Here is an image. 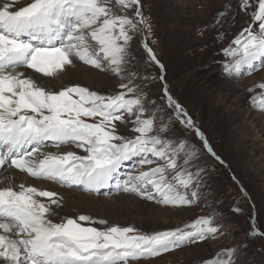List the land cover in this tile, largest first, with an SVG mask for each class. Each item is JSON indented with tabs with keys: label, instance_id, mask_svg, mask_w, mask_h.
Here are the masks:
<instances>
[{
	"label": "snow or ice",
	"instance_id": "1",
	"mask_svg": "<svg viewBox=\"0 0 264 264\" xmlns=\"http://www.w3.org/2000/svg\"><path fill=\"white\" fill-rule=\"evenodd\" d=\"M11 7L7 2L0 5V166L96 192L116 180L118 189L164 206L194 203L203 171L189 169L198 158L195 146L170 137L169 125L157 118L162 109L151 107L155 102L146 99L134 83L136 74L127 71L131 33L151 32L141 0H31L19 10ZM239 7L250 14L251 23L223 50L230 58L223 69L228 75L264 67V0H239ZM144 49L150 61L159 63L147 43ZM74 59L127 80L119 85L123 91L102 95L77 85L51 92L18 70L52 77ZM256 87L264 90V83ZM164 95L174 113L168 120L193 130L212 153L203 133L166 88ZM251 101L255 109L264 110V91ZM117 121L131 123L135 135L117 134ZM48 144L57 149L73 144L86 155L42 152ZM130 161L139 168L155 167L133 168L121 180L118 173ZM16 188H0V264H133L223 235L213 216L150 234L133 227L84 226L80 222L91 221L85 215L54 223L50 217L56 214L52 205L60 206V200L53 199L57 194L23 184ZM249 234L264 235L254 225ZM237 251L222 249L210 264H235Z\"/></svg>",
	"mask_w": 264,
	"mask_h": 264
},
{
	"label": "rangeland",
	"instance_id": "2",
	"mask_svg": "<svg viewBox=\"0 0 264 264\" xmlns=\"http://www.w3.org/2000/svg\"><path fill=\"white\" fill-rule=\"evenodd\" d=\"M5 2L12 6L11 10H19L31 0H0V5ZM141 3L151 32L131 33L127 71L136 74L134 83L144 90L148 101L155 102L151 107L162 109L157 112V118L169 125L170 137L186 140L195 146L198 158L189 165V169L193 172L203 169L200 187L194 189L198 191V199L189 206H164L118 189L116 180L110 181L99 192L88 191L83 185L73 187L31 177L8 165L0 166V186L8 184L7 178L13 177L14 172L16 177L26 175L31 183L28 186L39 190H46L44 184H53L52 188L59 196L55 199L60 200L59 207L52 205L56 214L50 219L54 223L61 222L63 218L76 219L78 215H85L91 221L80 222L84 226L98 229L112 225L133 227L140 233L150 234L183 227L198 217L217 218L223 235L218 233L215 239L209 237L189 243L157 257L134 261V264H210L222 249H238L235 264H264V235L249 234L253 225L264 233V110L255 109L251 101V97L264 91L256 87L264 83V67L243 75H228L223 70L230 59L225 57L223 50L248 27L251 16L240 9L239 0H141ZM220 13L225 15L220 16ZM128 14L131 16L132 10H128ZM145 43L159 63L149 60ZM74 63L81 74L91 69L89 76L92 78L90 81L78 79L73 86L111 95L123 91L119 85L127 83L110 71H100L78 59H74ZM31 71L27 76L32 75V79L48 91L58 92L72 86L65 84V70L62 71V79L58 74L45 77ZM165 88L203 133L212 153L193 130L168 120L174 113L167 105ZM249 88L253 91L249 92ZM85 119L89 123L94 122L91 118ZM115 123L117 134L135 135L131 131V123ZM41 150L86 155L83 149L73 144H65L59 149L48 144ZM149 167L155 165L139 168L134 161L125 162L118 175L123 180L133 168L146 170ZM63 192L66 196L78 195L80 199H71L72 202L65 207L60 196ZM91 195L96 200L91 202L92 212L89 208V212L83 214L87 208L81 206V199L87 198L88 203ZM39 199L49 202L46 198ZM128 199L138 208L129 205ZM237 208L239 212L234 211ZM99 220L106 221V224H99Z\"/></svg>",
	"mask_w": 264,
	"mask_h": 264
},
{
	"label": "bare ground",
	"instance_id": "3",
	"mask_svg": "<svg viewBox=\"0 0 264 264\" xmlns=\"http://www.w3.org/2000/svg\"><path fill=\"white\" fill-rule=\"evenodd\" d=\"M22 72H25V74L27 75L29 72V75L32 73V71H31V69H24V68H21L20 69ZM65 75L67 76V81L65 82V84L66 85H72L73 86V84H76V81L78 80V79H81V78H84V80H87V81H90L91 80V78L92 77H90L89 76V74L90 73H92L91 72V69L89 70L88 69V72H85V71H83V73L81 74L80 72H78V69H77V66H76V64L75 63H73L72 65H69V66H66V68H65ZM64 74L62 73V72H59L58 73V76L62 79V76H64ZM33 76L31 75V77L30 78H32ZM75 78H77V79H75ZM39 79V78H38ZM64 79V78H63ZM60 80V79H59ZM36 82V81H35ZM37 83V82H36ZM40 85V84H39ZM53 88V87H52ZM82 150V149H81ZM42 152H47V151H44V150H41ZM49 152V151H48ZM11 170V169H10ZM7 175V174H6ZM5 175V176H6ZM8 176V175H7ZM26 175H23V174H20V175H18L17 177H21V178H17L16 177V174H15V172L13 173V177H9V178H7L8 179V184H5V185H1L0 186V188H4V187H8V186H12L13 188H14V190H18V188H16V186H18V185H20V184H23V185H25L26 187L28 186V183H30L29 181H30V179L28 178L27 179V177H25ZM33 181V180H32ZM31 181V182H32ZM42 182V181H41ZM39 183V182H38ZM30 185H31V183H30ZM34 185V184H33ZM40 185V184H39ZM52 185L53 184H44V186H46L47 188H46V190L45 191H50V192H54L55 191V189L54 188H52ZM68 186H73V187H81L82 185H68ZM64 189V188H63ZM102 189V188H101ZM53 190V191H52ZM58 191V190H57ZM55 193V192H54ZM64 200V202H65V207L67 206V205H69V203H71L72 201H70L71 199H73V201L74 200H79L80 198V196L78 197V195H77V197L75 196V195H68V196H66V194L63 192L62 193V195H60ZM82 196V195H81ZM87 196V195H86ZM84 197V196H83ZM88 197H91L90 199H91V201L89 202L88 201V203H87V198H82L81 199V206H83L84 208H87V209H85V211H82L83 212V214H86V211L87 212H89V208L91 209V202H95L96 200H93L94 199V196H88ZM39 198H46V199H49V198H47V197H39ZM55 198H59V196L58 195H56V196H54L53 197V199H55ZM79 198V199H78ZM131 198V197H130ZM123 200V199H122ZM129 200V199H128ZM121 201V200H120ZM69 202V203H68ZM80 202V201H79ZM130 203V204H129ZM129 205H131L132 207H136V208H138V205L135 203V202H132L131 200H129ZM78 204V203H77ZM77 204H74L75 206H78ZM127 205V204H126ZM129 205H128V207H129ZM130 206V207H131ZM90 212H92V209L90 210ZM94 214V213H93ZM92 214V215H93ZM80 215H78V216H76V219L79 217ZM134 264V263H133ZM144 264V263H143Z\"/></svg>",
	"mask_w": 264,
	"mask_h": 264
}]
</instances>
